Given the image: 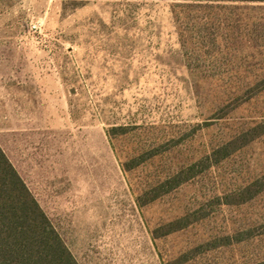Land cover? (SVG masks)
Returning a JSON list of instances; mask_svg holds the SVG:
<instances>
[{
	"label": "rangeland",
	"instance_id": "rangeland-1",
	"mask_svg": "<svg viewBox=\"0 0 264 264\" xmlns=\"http://www.w3.org/2000/svg\"><path fill=\"white\" fill-rule=\"evenodd\" d=\"M263 79L264 4L0 0V146L79 264L264 258V194L219 199L264 175V137L137 201L263 118V86L221 112ZM186 215L200 221L173 233Z\"/></svg>",
	"mask_w": 264,
	"mask_h": 264
},
{
	"label": "trees",
	"instance_id": "trees-1",
	"mask_svg": "<svg viewBox=\"0 0 264 264\" xmlns=\"http://www.w3.org/2000/svg\"><path fill=\"white\" fill-rule=\"evenodd\" d=\"M207 3H256L264 4V0H184ZM264 88V79L257 81L254 86L245 88L231 104L226 105L221 112L229 115L239 106L251 101L260 87ZM243 91V90H241ZM264 137V117L235 133L229 141L204 155L202 159L183 166L177 172L165 178L153 180L149 189L137 198L140 206H145L165 195L176 191L193 179L212 170L215 166L229 159L233 154L241 151L253 142ZM139 162V160H138ZM125 167V171L131 168ZM147 189V188H146ZM264 194V175L258 177L237 191L230 192L220 201L228 206H242L248 204ZM148 197V198H147ZM200 220L192 221L186 215L171 225L175 226L173 233L187 229ZM244 232L234 236L212 237L206 246L216 250L233 244L243 243L249 238ZM235 242V243H234ZM209 249V248H208ZM0 264H79L66 245L62 236L52 223L38 200L34 197L26 182L12 164L0 146ZM248 264H264V258Z\"/></svg>",
	"mask_w": 264,
	"mask_h": 264
}]
</instances>
